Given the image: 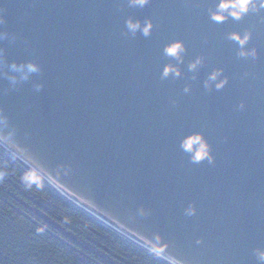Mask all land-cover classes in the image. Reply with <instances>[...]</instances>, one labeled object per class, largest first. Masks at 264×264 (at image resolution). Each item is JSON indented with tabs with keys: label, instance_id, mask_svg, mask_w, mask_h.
Returning <instances> with one entry per match:
<instances>
[{
	"label": "water",
	"instance_id": "1",
	"mask_svg": "<svg viewBox=\"0 0 264 264\" xmlns=\"http://www.w3.org/2000/svg\"><path fill=\"white\" fill-rule=\"evenodd\" d=\"M148 2L0 0V147L169 264H264L261 0Z\"/></svg>",
	"mask_w": 264,
	"mask_h": 264
},
{
	"label": "trees",
	"instance_id": "2",
	"mask_svg": "<svg viewBox=\"0 0 264 264\" xmlns=\"http://www.w3.org/2000/svg\"><path fill=\"white\" fill-rule=\"evenodd\" d=\"M0 147V264H169L67 200Z\"/></svg>",
	"mask_w": 264,
	"mask_h": 264
},
{
	"label": "clouds",
	"instance_id": "3",
	"mask_svg": "<svg viewBox=\"0 0 264 264\" xmlns=\"http://www.w3.org/2000/svg\"><path fill=\"white\" fill-rule=\"evenodd\" d=\"M133 2L143 6L147 2V0H133ZM250 6L253 11H258L256 5L252 2V0H219L217 11L212 13L211 15L212 18L216 21L226 19V16L224 15L225 12H227L228 15L232 16L235 19H240L243 15L249 12ZM260 7L264 8V0H261ZM129 27L135 29L136 27H138V25L129 24ZM149 30L150 24H146V26L143 28V33L145 35H148ZM237 39L239 38L237 37ZM248 39L249 34L245 33L243 39H239V43L243 45ZM183 51L184 48L179 42H173L166 48V53L170 56L176 57L177 59H180V53H182ZM167 71L168 69L166 68L165 74H167ZM172 71L176 72L177 70L173 68ZM219 86L220 85H217V87ZM189 143H191V141H189ZM207 155L208 153L205 147L202 145L200 152L197 153V159H199L201 156ZM208 158L209 160H211V157ZM21 181L27 188H32V186L35 185L37 189H39L44 183L43 178L35 169L32 168H28V170L21 177Z\"/></svg>",
	"mask_w": 264,
	"mask_h": 264
},
{
	"label": "snow or ice",
	"instance_id": "4",
	"mask_svg": "<svg viewBox=\"0 0 264 264\" xmlns=\"http://www.w3.org/2000/svg\"><path fill=\"white\" fill-rule=\"evenodd\" d=\"M151 4V0H149V2L145 5L146 6H149Z\"/></svg>",
	"mask_w": 264,
	"mask_h": 264
}]
</instances>
